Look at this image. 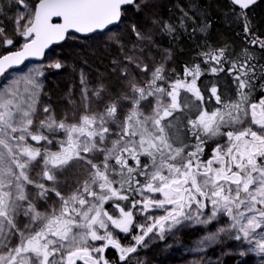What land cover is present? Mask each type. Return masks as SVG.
<instances>
[{"label": "snow or ice", "instance_id": "obj_1", "mask_svg": "<svg viewBox=\"0 0 264 264\" xmlns=\"http://www.w3.org/2000/svg\"><path fill=\"white\" fill-rule=\"evenodd\" d=\"M229 2L240 9L232 11L247 43L264 50L247 14L258 0ZM153 6V0L0 3V47L16 48L0 55V264H112L109 248L132 264L150 241L197 226L204 234L189 251L202 258L192 264H247L253 257V264H264V64L248 48L231 58L227 45H205L198 55L206 70L195 63L184 67L183 77L169 79L170 49H162L161 62L151 68L145 62L161 50L156 30L170 39L206 34L211 6L207 0L203 6L188 0L187 10L177 4L178 23L151 13ZM129 19L130 47L108 35ZM103 35L118 46L112 75L123 90L114 93L103 74L90 87L81 69L82 111L71 121L67 114L57 119L50 105L41 107L44 69L64 68L60 60L9 82L10 70L44 57L51 45ZM205 71L226 72L235 99L222 98L216 83L202 90ZM71 169L85 174L74 187L65 176ZM109 202L118 214L105 207ZM115 230L132 242L122 244Z\"/></svg>", "mask_w": 264, "mask_h": 264}, {"label": "rangeland", "instance_id": "obj_2", "mask_svg": "<svg viewBox=\"0 0 264 264\" xmlns=\"http://www.w3.org/2000/svg\"><path fill=\"white\" fill-rule=\"evenodd\" d=\"M3 2L4 0H0V3ZM153 5L151 13L156 14L163 20L178 23V17L180 16L178 10H176V12L170 11V13L163 12L159 0H153ZM181 6L187 10L188 2L181 4ZM16 11L17 9L13 7L11 11H7V15L12 16ZM136 20L142 22L140 17H136ZM132 22V19H129L126 24H121L118 29L113 27L108 35L116 33L121 37L122 41L130 47L131 42H134L135 38L130 37L126 25ZM7 26L12 34L11 24L7 22ZM227 26H230L231 28L234 27L235 29L233 28V32H230L224 31L222 28L220 29V27L216 26L214 28L211 27L206 34L197 33L194 37H190L186 33L180 32L179 39H170L167 35H160L159 30L157 29V34L154 38L161 50L153 49L152 56L154 57V60H146L145 62L149 63L151 68L153 64L161 62L164 55L162 49H170L172 57L165 62V68L166 74L172 73V75L169 76V79H175L177 75L183 77L185 66L190 67L195 63H199L202 69L206 70L208 68L198 55L199 52L207 50L205 45L212 48H219L227 45L232 53L231 58H235L242 49L248 48L255 53L258 58L262 59L264 56V50H261L258 46L247 43L243 32V23L241 21L237 20L235 22H230ZM108 35H103L96 39L81 38L76 41L69 40L63 42L59 46L51 49L41 62H26L21 68L10 71L11 76L9 77V82L13 77L26 74L29 68H35L40 65L46 66L56 60H60L65 64L64 68L60 70L50 68L44 69L45 76L41 78L43 80L41 107L43 105H50L55 111L57 119H60L67 114L68 119L71 121L73 112L78 116L80 111H82L80 99L81 69H83L84 73L88 76L90 87L94 86L97 82V78L103 74L105 82L111 84L114 93L123 90L122 84L117 80V77L112 75V61L119 56L118 46L108 39ZM17 47H19V44H17ZM3 49L4 47H0V54H6V50H16V48L12 46L10 49ZM125 51H127V48ZM109 53H111V56L107 61L108 63L104 64L103 57L107 56ZM225 67H227V65H225ZM206 73L208 72L205 71V74ZM227 77L228 74L226 72L220 73L218 76L208 73L206 74V77L202 79V84H206L205 86L210 88L212 83H216L221 93L224 94L222 98L235 99V85L233 84L232 78L230 77L229 79H226ZM144 79H147V76H145ZM3 83L4 78L2 77L0 79V84ZM228 88L233 89V91L226 92V89ZM69 101H75L76 106L74 107ZM216 106L214 100L208 105L210 110ZM39 118L42 119L43 116L40 115ZM220 142L222 143V141ZM84 175L85 174L82 171L77 174L75 169H71L65 174V176L69 178L68 183L72 184L73 187L75 186L73 183L74 180H83ZM65 176L60 177V179L63 181ZM69 190L70 189L68 188L62 189L65 193ZM54 199L55 198L53 197V199L49 200L48 204H52ZM105 206L110 212L115 214L116 210L111 202ZM40 207L41 210H44L46 205L41 203ZM198 227L199 226H197V228ZM190 237L191 233H189V229H185L181 232L175 233L173 236H169L165 241H150L147 248H141L137 253L132 255V264H137V262H141V264H192L193 261L200 260L202 254L189 251V249L195 247L194 242L199 238L190 239ZM94 243L97 244L101 242ZM169 245H171V247H169ZM207 255L212 256L213 252L209 251ZM254 260V257L249 259L247 264H253Z\"/></svg>", "mask_w": 264, "mask_h": 264}, {"label": "trees", "instance_id": "obj_3", "mask_svg": "<svg viewBox=\"0 0 264 264\" xmlns=\"http://www.w3.org/2000/svg\"><path fill=\"white\" fill-rule=\"evenodd\" d=\"M159 1H160V7L162 11L166 13H170V11L176 12V10H178L176 7L177 4L181 5L185 2H188V0H159ZM207 3L211 6L210 15L208 16V19L211 21V25H212L211 27L214 28L217 26V27H220V29L222 28V30L224 31L233 32L234 27L233 28H231L230 26L228 27L227 24L233 21L235 22L237 20L235 16L233 15V11H232L233 8L235 7L230 4L229 0H207ZM203 4H204V0H201V5L203 6ZM239 11H240L239 9L235 8L236 13H239ZM247 14L249 18L251 19L252 24L254 25V28L252 29V31L256 35L260 36L261 38H264V0H261L258 4L254 5L249 10H247ZM3 19L4 17L0 16V20H3ZM4 24L10 35L11 30L7 26V21H5ZM130 37L134 38L131 35V33H130ZM110 56H111V53L103 57L104 64L108 63L107 61L109 60ZM229 78L230 76H228L226 79H229ZM56 91L58 92L57 89ZM189 233H191L190 239L197 238L203 235V230L200 227L198 228L195 227L193 229L190 228ZM114 257L115 255L113 254L110 257V261H112V263L115 262ZM228 264H233V262L229 260Z\"/></svg>", "mask_w": 264, "mask_h": 264}, {"label": "flooded vegetation", "instance_id": "obj_4", "mask_svg": "<svg viewBox=\"0 0 264 264\" xmlns=\"http://www.w3.org/2000/svg\"><path fill=\"white\" fill-rule=\"evenodd\" d=\"M205 65H206V64H205ZM206 66L209 67V65H206ZM208 73H209V72H208ZM208 73H206V74H208ZM206 74L203 75V76L200 78V80L198 81V84L201 86L202 90H204V87H205V85H206V84H202V79L206 77ZM228 76H229V75H228ZM258 83H259V81H258ZM206 95H207V93H206ZM222 142H223V141H222ZM214 146H215L214 144L209 146V148H208V150H207L208 153H210V151H211V147H214ZM206 158H207V156H206ZM105 207H106V206H105ZM115 214H118V213L115 212ZM157 214H159V213H157ZM115 234L120 238L122 244H129V243L132 242L130 236H125L124 234L119 233L118 230H115ZM160 242H162V241H160ZM99 244H100V243H97L96 245H99ZM157 244H158V242H157ZM139 250H140V249H139ZM139 250H138V251H139ZM112 254L115 255V257H114L115 262H114L113 264H124V262L119 261V259H118V253H117V251H116L115 249H111V248H109V249H107L106 252H105L106 257H107L109 260H110V257L112 256Z\"/></svg>", "mask_w": 264, "mask_h": 264}, {"label": "water", "instance_id": "obj_5", "mask_svg": "<svg viewBox=\"0 0 264 264\" xmlns=\"http://www.w3.org/2000/svg\"><path fill=\"white\" fill-rule=\"evenodd\" d=\"M261 0H258V2H257V4L260 2ZM235 8H237V9H239V7L238 6H234ZM253 7V6H252ZM240 10V9H239ZM113 28V27H112ZM79 35V34H78ZM83 38V37H82ZM63 42H60V44H62ZM60 44H54V45H51L50 47H49V49H46V51H45V55L51 50V49H53L54 47H57V46H59ZM10 47L11 46H7V49H10ZM0 55H3V54H0ZM45 57V56H44ZM44 57H31V58H29V59H27L25 62H24V64L26 63V62H41L43 59H44ZM23 64V65H24ZM23 65H20V66H17L15 69H13V70H10V71H14V70H17V69H19V68H21ZM2 77H0V79H1Z\"/></svg>", "mask_w": 264, "mask_h": 264}, {"label": "bare ground", "instance_id": "obj_6", "mask_svg": "<svg viewBox=\"0 0 264 264\" xmlns=\"http://www.w3.org/2000/svg\"><path fill=\"white\" fill-rule=\"evenodd\" d=\"M256 62L259 64H264V56L262 57V59L258 58V60ZM257 83H258V81H257ZM232 91H233V89H230V88L226 89V92H232Z\"/></svg>", "mask_w": 264, "mask_h": 264}]
</instances>
